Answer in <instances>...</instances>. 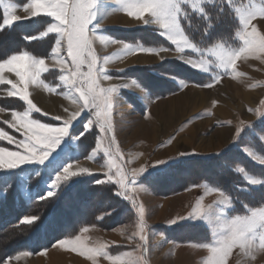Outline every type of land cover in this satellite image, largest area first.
Here are the masks:
<instances>
[{"label": "rangeland", "instance_id": "374dc122", "mask_svg": "<svg viewBox=\"0 0 264 264\" xmlns=\"http://www.w3.org/2000/svg\"><path fill=\"white\" fill-rule=\"evenodd\" d=\"M107 1L97 0L96 9L93 10L97 22H99V17H104V13L100 15L98 5L107 4ZM217 1H219V5L226 3L225 0ZM112 2H114L112 4L113 8L109 10L110 14L105 15L106 19L102 21L103 27L95 29L97 39L93 46L96 55L101 58V61L104 56L111 58L108 64L103 65V67L107 74L112 77V80H104L101 76L99 83L101 87L130 80L136 81L137 84L127 88L120 87L118 95L126 103H119L113 108L111 117L113 132L107 135L102 134L99 132L98 125L85 130L88 119L92 117L90 112H83V116L81 114L82 117L79 116L81 118H78L76 123H74L75 125L81 122V126L74 133H67L62 137L60 143L50 151L49 156L44 161H27L14 169L0 170V226L4 218L11 216L8 213L10 210L18 209V206L25 205L27 209L25 212L19 211L20 215L15 227H25L27 236L30 234V236H33V239L28 240L29 243L33 242L32 244L36 245L34 237H40L43 245L38 244V246H47L52 240L61 236L59 227L68 228L70 226V224L64 223L59 218L56 220L52 217L50 203L53 202L48 201L57 198L60 191L63 193L70 186L68 183L70 178L56 189L54 196L40 199L52 190V181L69 164L73 165L72 170H77L76 165H79L93 171L92 173L75 176H89L91 179L95 178L96 181H107L108 177L105 173L108 172V169L101 168V165L108 159L104 155L103 149L110 147L109 149L115 152L119 148L122 161L113 157L114 163L119 165L126 173H130L133 169L148 167L137 178V183L130 185V194H134L137 202L145 207V220L149 226L145 230L147 252L143 259L139 260L138 264H145V261L148 262V252L151 254L149 258L151 264L210 263L211 253L209 248L204 245L214 242L219 234L226 230L225 225L235 216H250L254 210H264V205L248 208L244 213H235L234 200L231 195L225 190L206 182L188 184L187 181H176L171 186L172 188L169 189L172 192L167 193V190L162 192V189H160V192L155 189L159 192L157 193L152 188L153 185L151 184L152 186H150L148 184V180L150 182H162V179L166 181L168 176L166 178L163 176L171 172V165L175 162L181 161V164L192 157L210 156L215 154L213 152L221 153L235 147L243 152L253 163L264 166L245 150L250 149L255 156L264 157V151L259 144L264 145V51L260 49L245 51L236 57L234 70L231 67L225 70L218 66L214 56H210L206 52L204 54L200 53L198 48L205 47L204 43H201V45L191 40L183 27V23L181 24L185 35L198 48H186L181 53H177L175 44L167 36L163 37L161 35L167 44L160 45L158 41H155L156 37L150 32H148L150 35H138L141 40H138L136 36H134V40L129 39L131 36H125L122 32L127 29L144 26V24H140L134 17H130L125 11L120 10L121 4L119 0H112ZM208 2L213 3L215 0H205V3ZM200 3L202 6L203 0H200ZM233 5L242 10H254L256 16L250 22L249 31L254 26L259 35H264V15H261V10H264V0H233ZM185 7H188L187 4ZM20 8L23 9L22 7ZM231 9L234 11L233 7L230 6L229 14H235V20H237L234 24L235 29L233 31L229 30L232 32V36H229V42L231 43L228 44V42H222L218 39L214 41L222 42L227 49H238L243 46L242 40L236 35V32L240 30L241 21L235 11L234 13L231 12ZM17 12L19 13V11ZM17 12L15 13L16 15ZM191 12H197L202 16L201 12L189 9V15L185 19L190 17ZM223 27L218 26L217 29H223ZM155 30L158 33V30ZM161 31L163 32L162 29ZM99 36L126 41L133 47H162L168 48L169 51L162 52L168 53L162 60H160L161 53L157 55L155 53L137 51L129 54H118L120 45L101 42ZM145 36H149V41L146 40L147 37ZM181 56L186 59H181ZM210 59L213 63L210 62L208 64L207 62ZM188 61L204 62V65L209 70L197 69L190 65ZM48 62L51 65L53 59L51 58ZM121 68L126 69L118 72L117 70ZM84 70H87L86 67ZM213 77H218V79L213 80ZM180 81H183L186 87L181 86ZM208 83L213 86H198ZM60 84V90L57 88L56 92H50L53 96H59V94L68 91V86L64 82L61 81ZM41 90L43 89L41 88ZM246 92L252 93L253 97L242 99L241 94ZM68 99L70 100V105L68 104L69 113L59 111L63 109L65 104L54 97H43L42 105L46 109H51L52 111L49 113L54 116L59 115L65 118L73 110V107H76V105L71 103V98ZM38 101L41 102V98ZM34 104L40 107L39 104L41 103ZM129 104L132 105V108L129 107ZM32 114L31 119H35L32 118ZM38 115L42 116L39 113ZM6 120H12V116L7 109L0 112V129L8 132L16 140L23 139V131L17 132L10 124L4 123ZM40 122L47 123L45 120H40ZM241 122L247 125L244 126L234 140L237 126H243ZM258 123L261 125L258 126ZM49 124L62 126V123ZM90 130H94L97 133L95 143L99 141L101 144V150L96 152L93 159H88V156L92 155L95 143L90 141V136H84L85 132ZM80 133H83V135H80ZM112 136L115 137L114 142H110ZM173 137L174 139H172ZM0 147L16 150L15 144H10L6 140H0ZM87 149L89 150L85 151ZM193 149L201 154L182 155L167 160L163 164L152 166L157 159H168L177 155L178 152H187ZM74 150L79 154L77 155ZM178 165L176 164V166ZM238 169H243V171ZM112 171L115 172V168ZM235 171L251 185L257 186L263 182L261 177L249 172L243 165L236 166ZM181 174L188 175L184 172ZM252 178L261 182L252 184L250 182ZM221 192H223V195H221ZM228 196L231 202L225 199ZM84 205L98 208L100 203L93 202L92 204L86 203ZM197 207L201 209L202 213L206 214L205 219L202 216L198 219L188 218L168 224L170 220L187 216ZM82 208H77L81 215L86 213L85 209L83 210ZM21 210H24V208H21ZM100 210L97 209V212ZM57 213L59 214V212ZM121 215H118L114 220L110 219L104 222L100 220L97 224L85 226L82 229L96 227L103 232L114 233L118 236L117 240L121 241L118 243L121 245H114V249H125L134 258L140 257L141 249L139 245L141 241L139 240L135 214L131 215L128 209L127 215ZM27 216H37L39 218L30 225L22 223V219ZM103 216L104 214L98 215V218L102 219ZM51 217L52 219L50 220ZM123 219L127 220L114 227L107 226ZM188 223L199 225L197 232L193 233L191 238H178L177 235H183L186 230L180 232H174L173 230ZM9 228L11 229V226ZM82 229L78 233L73 234L71 238L80 233L86 234L88 232L82 231ZM134 233H137L135 238H133ZM122 240L124 241L122 242ZM58 241L48 248L55 245ZM258 244L259 241H257V247ZM46 249L35 252L28 247L26 250L24 249L8 257L4 264L6 262L7 264H27V260H23L24 255H20L21 253L26 252L28 255H25V258L28 256V258L34 259L44 255ZM17 256H19V259H16ZM59 256H61V252L54 251L51 253L52 258L50 256L49 258L52 261L54 257ZM42 259L37 264H44ZM77 263L80 264L78 261ZM30 264L34 263L31 261ZM85 264L90 263L85 262ZM226 264H264V250H255L250 254H245L240 253L238 249H234L227 258Z\"/></svg>", "mask_w": 264, "mask_h": 264}, {"label": "snow or ice", "instance_id": "6c2138e0", "mask_svg": "<svg viewBox=\"0 0 264 264\" xmlns=\"http://www.w3.org/2000/svg\"><path fill=\"white\" fill-rule=\"evenodd\" d=\"M233 7L236 15L241 21L240 30L236 35L242 40L243 46L238 49H227L222 42H205V47L201 48L195 45L185 35L181 19L189 15V9L193 11L204 12L200 0H119L121 4L120 10L127 13L128 16L134 17L140 24H153L163 30L162 34L166 35L169 40L175 44L176 52L181 53L183 49L198 48L201 54L205 52L210 56L215 57V62L220 68L225 70L230 67L234 70L235 60L241 53L245 51H254L260 49L264 51V35H259L253 26L249 31L250 22L255 18L256 12L251 9L242 10L233 5V0H225ZM97 0H27L22 4L25 16L16 15L18 8L17 4L5 3L0 0V5H3L4 12L2 22H0V30L12 26L17 21L29 19L39 15H47L52 18L46 30L39 33V37L55 34L52 39L54 43L51 46L50 54L53 63L51 69H56L60 75L59 80L68 86V91L63 92L66 98H71V103L76 107L62 119L57 115L55 120H62V126H53L49 123H41L40 120L31 119L33 111L40 112L41 109L33 103L29 98L28 84L35 83L41 72H49V66L45 64V59L32 55L28 51L0 60V83L11 85V90L7 91V96H17L20 100L25 101L27 109L22 113L13 110L11 112L12 120L4 121L5 124H10L17 132L23 131V139L16 140L8 132L0 129V140H6L10 144H15L16 150H10L8 147H0V170L14 169L27 161H44L49 156L50 151L60 143L62 137L69 132V126L77 120L83 112H90L91 117L88 119L85 130L99 126V132L109 134L113 132L112 114L113 108L119 103H126L119 97L118 92L120 87H130L137 84L136 81H122L111 83L107 87H101L99 78L102 76L104 80L111 81L112 77L107 74L103 65L108 64L111 59L109 56H104L103 60L96 55L94 42L97 39L95 29L103 27L101 21H96V16L93 11ZM187 4V8L185 5ZM261 15H264V10H261ZM207 19V17L205 16ZM210 26V23H209ZM204 35H207L205 29ZM35 37H28L33 39ZM101 42L120 45L118 54H129L132 52H147L159 55L162 52L169 51L168 48H152L137 46L133 47L126 41H118L107 36H99ZM165 56H160V60ZM182 59V57H181ZM213 63L210 59L207 63ZM188 63L197 69L209 70L204 65V62L188 61ZM86 67V71L84 70ZM126 68L118 69V72L124 71ZM14 72L18 81L6 79L3 75L4 71ZM55 75V73H50ZM218 77H213V80ZM181 86H185L183 81H180ZM200 87H212L211 83L198 85ZM44 87L49 92H56L57 88L47 84ZM132 108V105L129 104ZM5 109L0 108V112ZM65 113H69L68 108H64ZM48 115V113H44ZM237 126L234 140L242 131L245 125ZM83 135V133H80ZM78 138V137H77ZM174 139V137L172 138ZM115 137H111L110 142H114ZM171 142V141H169ZM101 150L99 141L95 143L92 149V155L88 159H93L97 151ZM250 156L255 157L259 163L264 164V157L255 156L250 149H245ZM107 160L101 165V168H107L105 173L108 179L97 180V183H114L116 185V194L125 198L131 204L136 220L138 235L141 244V256L134 258L131 253L128 254L127 260H121L118 256H109L113 264H138L147 252V236L145 230L149 227L145 220L146 210L143 204L137 202L134 194L131 193L130 185L136 184L137 178L142 175L148 167L133 169L130 173H126L119 165L114 163L113 157L122 161L119 148L115 152L109 148L103 149ZM219 153V152H213ZM201 154L195 149L187 152H178L177 155L171 156L168 159H157L152 166L163 164L167 160L173 159L182 155ZM73 165L69 164L64 167L62 172L58 174L52 181V190L47 192V199L56 194V189L69 178L78 174L92 173L93 171L87 167L76 165L77 170H72ZM115 168V172L112 169ZM243 171V169H238ZM115 177V179H114ZM252 184L260 183V180L252 178ZM118 186V187H117ZM223 195V192H221ZM225 199L230 200L229 196ZM231 202V200H230ZM206 218V214L202 213L201 209L194 208L187 216H181L170 220L168 224L176 223L183 219H198ZM39 217L27 216L22 219V223L32 224ZM226 230L221 232L218 238L209 244L204 245L209 248L210 264H226L227 258L232 254L234 249H238L240 253L250 254L255 250H264V210L252 211L250 216L237 215L231 219L226 225ZM87 231V228L82 229ZM137 233L133 234L135 238ZM257 241H259L257 247ZM61 245L71 243L72 248L79 250L81 253L91 252L108 256L104 250V246L100 245L96 248H89L84 244L79 235L75 236L71 241L61 240ZM20 255H28L21 253ZM254 258V257H253ZM19 259V256L16 257ZM7 264V262H6Z\"/></svg>", "mask_w": 264, "mask_h": 264}, {"label": "trees", "instance_id": "16d2710c", "mask_svg": "<svg viewBox=\"0 0 264 264\" xmlns=\"http://www.w3.org/2000/svg\"><path fill=\"white\" fill-rule=\"evenodd\" d=\"M218 2L219 1L215 0L213 3H205L203 5L204 12L202 13V16L197 12H191L189 18L182 19L181 23H183V27L191 40H194L199 44H205V42L214 41L216 39L222 42H228V44L231 43L229 42V36H232V32L229 30L233 31L235 29L234 24L237 20H235V14H229L230 6L227 3L219 5ZM231 12L234 13L232 9ZM2 18L3 11L0 7V22H2ZM43 24L44 23H41V25ZM218 26L224 27L223 29L218 30ZM38 29V23L35 22V20H29L16 22L12 26L0 30V60L23 51L33 52V44L35 42L27 41L26 36H32L36 33V31H38ZM205 29H207V35H204ZM124 31L125 32L122 33H124L125 36H131L129 39L132 40H134V36H136L138 40H141V37L138 36L140 34H152L156 37L155 41H158L160 45H165L166 43V40L158 33L155 34L150 27L141 26ZM148 32H150V34ZM145 37H147L146 40L149 41V36ZM80 124L81 122L74 125L71 128V132L74 133V131L81 126ZM260 125L261 124L258 123V126ZM85 133L86 134H84V136H90V141L95 143L97 133L94 130H90ZM259 144L261 149L264 151V145L261 143ZM88 150L89 149L85 151ZM180 162L178 161L171 165V172H167L168 175L166 174L163 176L164 178L168 176L166 181H163L164 179L161 180L162 182H150V180H148V184L150 186L153 185L152 188L154 190L157 189L160 191V189H162V192L167 190L168 192H166L170 193L172 190L169 191V189L172 188L171 186H173L176 181H187L188 184L206 182L212 186L225 190L231 195L234 200L235 213H244L248 210V208H256L264 205V166L253 163L236 147L221 153L212 154L210 156L192 157L181 164ZM176 164L179 165L176 166ZM238 165H243L249 172L261 177L263 182L257 186L249 184L235 171V167ZM183 172L188 175L185 176L181 174ZM68 181L70 186L65 189L63 193L60 191L57 198H53L48 201L53 202L50 203L52 217L56 220L59 218L61 221H64V223L70 224V226H68V228L63 226L59 227L61 229L60 237L52 240L45 247L38 246V244L43 245L40 237H34L36 239V245L32 244L33 242L29 243L28 240L33 239V236H30L31 234L27 236V230L25 231V227H15L20 215L19 211L25 212L27 207L25 205H20L18 206V209L10 210L8 213L11 216L6 219L4 218L5 220H2L3 222H1L2 224L0 226V264H4L8 257L17 254L24 249L26 250L28 247L32 248L35 252H39L48 248L62 238L71 237L85 226L97 224L100 220L103 222L110 219L114 220L121 214L127 215L128 209L130 214L133 215L134 210L131 204L127 199L116 194V186L114 183H97L95 178L91 179L89 176H75L70 178ZM93 202H99V207H89L88 205H84L86 203L92 204ZM78 207H83L82 209H85L86 213L81 215V212L77 210ZM21 208H24V210H21ZM96 208L101 210L97 212ZM57 212H59V214ZM102 214H104L103 218L99 219L98 215L100 216ZM126 220L123 219L115 223L113 222L111 225L108 224L107 226L114 227ZM10 226L11 229L9 228ZM198 227L199 225L188 223L184 226L175 228L173 231L180 232L186 230L183 235H177V237L191 238L192 234L197 232ZM204 230L207 231L205 228Z\"/></svg>", "mask_w": 264, "mask_h": 264}, {"label": "crops", "instance_id": "0c3cea01", "mask_svg": "<svg viewBox=\"0 0 264 264\" xmlns=\"http://www.w3.org/2000/svg\"><path fill=\"white\" fill-rule=\"evenodd\" d=\"M4 2L17 4L18 8H17L16 12L19 11V13L17 12V15H20V16L27 15L23 11V9L20 8V7H22L23 3L27 2V0H4ZM112 4H114V2H112V0H108L107 4L102 3L101 5H98L100 15L102 13H104V17H99L100 19H98V21L106 19L105 15L110 14L109 10H111V8H113ZM204 4H205V0H203L202 7ZM0 7L2 8V11L4 12L3 5H0ZM94 9H96V8H94ZM20 12H22V14H20ZM29 20H35V22L38 23L39 29H38V31H36L35 34L30 36V37H35V38L28 39L29 36H26L27 41L35 42L33 44L34 51L33 52L28 51V52L31 53L32 55H36L38 57L44 58L45 64L48 65L49 69H50L49 72H41L40 76L37 78L35 83H29L28 84L29 98L33 100V103H41V104H39L40 107H38L41 109V111L40 112L33 111L32 112L33 113L32 118L39 119V120H45V122L52 123V124L53 123H62V120L61 121L55 120L54 119L55 116L53 114L49 113L50 111H52L51 109H46L42 105L43 97H54V98L59 99L61 102H63L65 104L63 109L68 108V104L70 105V102H69L70 100L68 98H66L62 94H59V96L58 95L53 96L44 87V85L47 84L51 87L59 88V90L61 89V86H59V85H61L60 84L61 81L59 80L60 73L56 69H51L50 64L48 62L52 58L51 54H50V50H51L52 44L54 43L52 37L55 34H49V35L43 36V37H39V35H38L39 33H42L46 30L48 24L52 21V18L47 16V15H39V16L31 17L29 19L20 20L17 22H23V21H29ZM41 23H44V24L41 25ZM142 27H150V28H152V30L155 33H156L155 29H157L159 35H162L163 37L166 36V35L162 34L161 29L156 25L149 24V25H144ZM20 53H22V52H20ZM16 54H19V53H16ZM50 73H55V75H52ZM3 75L6 79H11L13 81H18V79H19L18 77H16L14 72H8L7 70L4 71ZM41 88L43 90H41ZM9 90H11V85H8L6 83H0V107L7 109V111L10 112V114L13 110L22 113L24 110L27 109L26 102L20 100L17 96H12V97L7 96V91H9ZM39 98H41V102L38 101ZM63 109L59 110V111L64 112ZM73 109H74V107H73ZM45 112L48 113V115H44ZM38 113L41 114L42 116H39ZM82 116H83V114H82ZM81 117H78V118H81ZM76 121L73 122V124H72L73 126H74V123H76ZM72 125L69 126V132H68L71 134H72L71 128L73 127ZM75 152L77 153V155L79 154L77 151H75ZM140 200H141V197H140ZM187 221L191 222L190 220H187ZM194 222H196V221H194ZM87 229H88L87 230L88 232H86V234L85 233L79 234L82 242L84 244H86L89 248H96V247H99L100 245H103L104 250L108 253V256L100 255V254H94L91 252L81 253L79 250L73 249L71 243H66L64 245H61L58 241L52 247L47 248L45 250L44 255L38 256L34 259L28 258V256H26V258H25V255H24L23 260L26 259L27 264H30L31 261L34 264H37L38 261H40L41 258H43L42 262L44 264H50L51 260H50L49 256L51 257V253L54 251L61 252V258L64 259L63 264H78L77 261H82V262L85 261V262H88L90 264H113V261L108 258L109 256H118V257H120L121 260H127L128 259V254L130 252H128L125 249L116 250L113 248L114 245L116 246L118 243L121 242V241L117 240L118 236L116 234L110 233V232H108V233L103 232V231H101L100 228H96V227H92V228L87 227ZM73 238L74 237H72V238L68 237V238H65L62 240L71 241ZM123 241L124 240H122V242ZM118 245H121V244H118ZM150 256H151V254H150V252H148V257L150 258ZM149 258H148V262L145 261V264H151ZM23 263H24V261H23ZM204 264H210V263L205 262Z\"/></svg>", "mask_w": 264, "mask_h": 264}, {"label": "bare ground", "instance_id": "6f19581e", "mask_svg": "<svg viewBox=\"0 0 264 264\" xmlns=\"http://www.w3.org/2000/svg\"><path fill=\"white\" fill-rule=\"evenodd\" d=\"M168 53H161V55L162 56H166ZM183 59H186V58H183ZM241 97H242V99L243 98H245V99H248V98H250V97H253V94L252 93H250V92H246V93H242L241 94ZM218 111V110H217ZM54 260V261H53ZM64 259H62L61 258V256H59V257H54L53 259H52V263L51 264H63L64 262ZM80 264H85L84 262H82V261H78Z\"/></svg>", "mask_w": 264, "mask_h": 264}, {"label": "water", "instance_id": "95a60500", "mask_svg": "<svg viewBox=\"0 0 264 264\" xmlns=\"http://www.w3.org/2000/svg\"><path fill=\"white\" fill-rule=\"evenodd\" d=\"M181 57H182V56H181ZM181 57H180V58H181ZM182 58H183V57H182Z\"/></svg>", "mask_w": 264, "mask_h": 264}]
</instances>
